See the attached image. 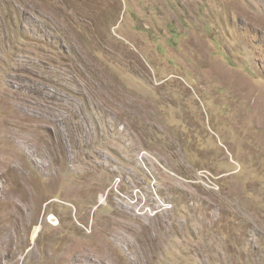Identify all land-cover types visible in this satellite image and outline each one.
<instances>
[{
    "label": "rangeland",
    "instance_id": "1",
    "mask_svg": "<svg viewBox=\"0 0 264 264\" xmlns=\"http://www.w3.org/2000/svg\"><path fill=\"white\" fill-rule=\"evenodd\" d=\"M88 254L264 264V0H0V264Z\"/></svg>",
    "mask_w": 264,
    "mask_h": 264
},
{
    "label": "bare ground",
    "instance_id": "2",
    "mask_svg": "<svg viewBox=\"0 0 264 264\" xmlns=\"http://www.w3.org/2000/svg\"><path fill=\"white\" fill-rule=\"evenodd\" d=\"M39 231H40V228L39 227H36V229H35V232H34V234H33V237H36L37 235H38V233H39ZM14 241V240H13ZM22 251V250H21ZM80 251H81V249H80ZM80 263H82V264H88L89 262H92L93 261V259L90 257V255L88 254L86 257H85V261H82V260H78ZM0 263H1V261H0Z\"/></svg>",
    "mask_w": 264,
    "mask_h": 264
}]
</instances>
